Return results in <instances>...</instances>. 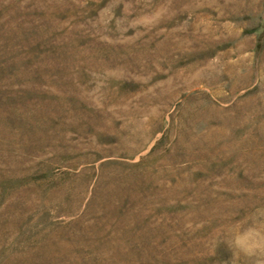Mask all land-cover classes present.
Wrapping results in <instances>:
<instances>
[{
    "label": "rangeland",
    "instance_id": "obj_1",
    "mask_svg": "<svg viewBox=\"0 0 264 264\" xmlns=\"http://www.w3.org/2000/svg\"><path fill=\"white\" fill-rule=\"evenodd\" d=\"M0 264H264V0H0Z\"/></svg>",
    "mask_w": 264,
    "mask_h": 264
}]
</instances>
